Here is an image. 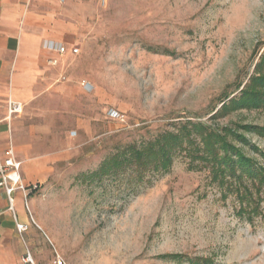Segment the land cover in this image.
Returning a JSON list of instances; mask_svg holds the SVG:
<instances>
[{"label": "rangeland", "instance_id": "374dc122", "mask_svg": "<svg viewBox=\"0 0 264 264\" xmlns=\"http://www.w3.org/2000/svg\"><path fill=\"white\" fill-rule=\"evenodd\" d=\"M100 9L88 55L68 62L54 95L37 104L53 118L37 119L47 125L38 159L48 166L34 174L30 211L24 205L36 263L264 264V199L250 217L203 164L192 169L180 154L142 181L99 175L127 146L183 123L264 126V103L213 117L264 74V0H102ZM246 137L259 151L237 145L264 167V138Z\"/></svg>", "mask_w": 264, "mask_h": 264}, {"label": "crops", "instance_id": "0c3cea01", "mask_svg": "<svg viewBox=\"0 0 264 264\" xmlns=\"http://www.w3.org/2000/svg\"><path fill=\"white\" fill-rule=\"evenodd\" d=\"M101 3L102 0H0V161L8 157L11 149L20 163L21 180L11 170L13 208L0 187V264H30L25 261L28 252L37 264V254L32 251L37 233L32 232L24 205L30 211L28 189L36 180L34 174L38 170L45 172L48 166L47 158L38 159L40 139L47 142V125L39 127L37 119L44 115L47 123L48 118H53L52 108L38 109L37 104L54 95L55 83L66 74L68 62L80 52L82 57L88 55L96 32H100L97 24ZM46 39L63 43L69 53L60 56L44 50ZM74 48L79 49L78 54L71 52ZM11 102L21 104V111L11 114ZM17 223L28 226L23 235Z\"/></svg>", "mask_w": 264, "mask_h": 264}, {"label": "trees", "instance_id": "16d2710c", "mask_svg": "<svg viewBox=\"0 0 264 264\" xmlns=\"http://www.w3.org/2000/svg\"><path fill=\"white\" fill-rule=\"evenodd\" d=\"M264 69V54L257 64V71ZM229 99V97H227ZM226 99V100H227ZM223 102L222 107L213 116L223 118L239 108H256L264 103V74L253 76L240 95ZM253 133L264 138V126L235 124L233 126H209L204 123H183L175 130L160 134L155 140L133 144L104 163L99 175L112 171H128L131 183L142 181L147 175L170 171L175 156L183 154L189 158V166L197 169L204 165L211 170L213 180L234 194L244 211L251 217L260 214L259 204L263 201L264 167L249 157L243 147L252 146L246 137ZM98 175V174H97ZM256 204L253 209L250 208ZM181 259V256H173ZM204 264L210 261L199 260Z\"/></svg>", "mask_w": 264, "mask_h": 264}, {"label": "built area", "instance_id": "2783aa9c", "mask_svg": "<svg viewBox=\"0 0 264 264\" xmlns=\"http://www.w3.org/2000/svg\"><path fill=\"white\" fill-rule=\"evenodd\" d=\"M43 49L49 52L57 53L60 56H65L69 53L68 48L63 43L58 42L56 40H50V39L44 40ZM71 52L73 54H78L79 49L74 48L71 50ZM53 64H57V61H53ZM83 88L85 91L90 92L92 91L93 86L90 83L85 82L83 84ZM21 109H22L21 104H16V103L11 102L9 106V112L11 114L15 112H20ZM108 117L111 120H116V121H121V122L124 121L125 119V116L121 112L115 109H111L108 111ZM7 155L8 157L6 159L0 161V187L4 189L8 197L9 203L11 205V208H13V204H14L13 192L15 191V189L10 186V172L11 170H15L17 174V179L21 181L18 175V169H19L20 163L15 161L14 154L11 149L9 150ZM20 188L24 189L22 185H20ZM27 229L28 227L26 225L17 223V230L20 234L24 233ZM25 261L30 264H34L33 259L30 254L27 255V257L25 258ZM59 264H63L62 260L59 261Z\"/></svg>", "mask_w": 264, "mask_h": 264}]
</instances>
